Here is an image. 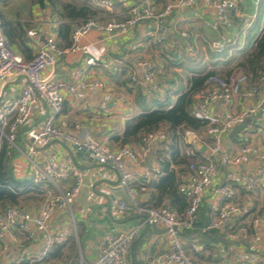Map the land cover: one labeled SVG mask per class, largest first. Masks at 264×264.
<instances>
[{
  "label": "crops",
  "instance_id": "obj_1",
  "mask_svg": "<svg viewBox=\"0 0 264 264\" xmlns=\"http://www.w3.org/2000/svg\"><path fill=\"white\" fill-rule=\"evenodd\" d=\"M63 1L77 6L90 5L87 0ZM112 1L114 9L112 13H106L107 18L123 20L128 8L140 0ZM234 1L242 19L238 18L235 12H231L217 30L206 25V23H214L216 17L213 10L204 5L203 0H195L190 8L174 10L169 16L157 22L141 23L126 36H109L104 32L92 30L81 39L79 45H94L95 49L103 53V59H118L121 63L120 68L117 72L102 69L99 66L100 61L96 66L90 67L86 78L97 79L98 89L81 92L76 99L62 93L63 109L56 124L66 131L80 129L96 144L117 149L119 145L112 139L123 134L124 125L128 119L145 111L159 110V107L166 104H168L166 108L170 109L177 97L189 89L192 78H201L208 73L226 76L244 57L252 53L256 40L264 29V0ZM169 2L172 0H151V5L157 12L163 10ZM1 4H3L2 0H0ZM15 4L11 6L12 8L9 5L0 7V11L8 21L29 26L28 31L37 32L35 38L30 39L26 35L23 41L19 40L20 47L13 46L15 52L27 60L39 50L46 37L55 34L58 19L49 7L42 9L39 6H33L29 0H21L20 3ZM259 16H261L262 24L259 27V34L255 37L253 32ZM155 30L156 34L162 37L161 42L146 37L147 31ZM183 33L188 36H184ZM222 43L224 50L219 51L217 45ZM90 55L83 52L68 53L59 59L52 70L48 69L45 75L50 74L53 80L71 83L73 70L84 65V60ZM140 59L158 64L159 69L154 85L140 83V72L136 65ZM132 75L136 77V82L132 81ZM21 85V78L5 83L0 82V108L18 96ZM249 90L250 88L245 86L230 109L218 102L213 104L209 111L223 118L229 111L237 112L255 105L257 98L250 97ZM46 115V111L41 106L36 107L30 121L20 128L21 141L17 143L24 154L13 150L8 157L13 175L16 178L28 180L29 159L43 166L50 161L55 165H73L79 169L82 172V187L71 206L70 213L60 215L54 212L52 215L54 228H64L67 232L69 236L67 245L54 248L44 261L36 264H96L99 257V242L110 229L125 233L134 228L139 229V237L127 256L128 264H148L145 260L147 256L165 251L166 241L161 230L147 223L144 215L126 214L117 217L113 213L112 204L115 200L128 201L125 190L119 185V176L114 168L98 165L90 156H78L73 153L74 159H72L66 149L68 147L72 150V146H63L54 140L42 141L32 153L26 150V131L38 127ZM154 138L155 136L149 141L153 158L146 168L147 156L139 164L126 163L128 171L135 176L131 187L136 190L143 203L148 202L145 185L160 176V169L148 180H143L140 175L149 168H155V150L161 149L167 152L169 149L168 144L156 145ZM263 139L264 107H260L258 114L251 117V122L243 130H240L233 138H231L230 130L223 136L222 142L227 151L234 152L240 145L247 143L257 144L264 149ZM199 146L200 149L203 147L207 149L210 146V140L200 143ZM133 150L140 151L141 148L134 147ZM262 167L264 163L250 157L238 166L219 168L214 174L215 188L221 184L234 188L240 213L221 229L224 231L226 241L225 245L220 244L222 251L212 246L202 254L201 258L194 257L192 252L188 251L195 264H234L239 257L244 258L248 264H264V231L252 226V216L264 211V187H260L255 195L249 194L244 187L247 178L259 174ZM172 169L176 173L179 186L182 190L185 189L189 173L184 166L173 164ZM180 170L185 172L179 173ZM71 182L61 183L60 186L65 189ZM109 196L114 198L110 207L107 201ZM212 196L211 192L208 193L201 205L209 208L210 217L213 215ZM39 207L40 204L25 210L36 216ZM73 224L76 227L75 230ZM27 227L36 234L37 240L29 242L22 236V247L26 248L28 254H33L39 250L42 238L31 223H28ZM229 235H235V237H229ZM190 241L198 244L195 239ZM20 250L18 246L0 241V264L18 262L21 258ZM201 250L204 249L199 245L198 251ZM212 250L214 252L211 257ZM214 254L217 256L214 257Z\"/></svg>",
  "mask_w": 264,
  "mask_h": 264
},
{
  "label": "built area",
  "instance_id": "obj_2",
  "mask_svg": "<svg viewBox=\"0 0 264 264\" xmlns=\"http://www.w3.org/2000/svg\"><path fill=\"white\" fill-rule=\"evenodd\" d=\"M87 1L93 8L105 13L110 14L114 9L112 0ZM194 2L195 0H172L163 10L156 12L151 5V0H140L128 8L123 20L100 17L88 19L75 26L70 36L71 44L67 49L58 47L56 34L46 37L45 42L29 60H25L16 53L7 41L0 20V82L5 83L15 78L22 80L18 96L0 108V145L3 140L7 142V157L11 156L13 150L24 154L17 143V133L30 121L36 107L41 106L47 115L38 127L26 131V150L29 153L34 152V149L46 139L59 141L64 145L75 147L76 151L89 153L98 165L114 168L119 176V185L125 190L128 201L115 200L112 204L113 213L117 217L126 214L144 215L147 223L161 230L166 241L165 251L145 258L148 264H195L187 254V248L190 247L196 252L199 250V245L196 242L184 241L182 234L193 229L197 210L208 193L211 192L213 195V215L203 232L223 229L235 215L240 213L234 188L227 184H221L215 188L213 176L219 168L238 166L250 157L264 163V149L257 144H243L231 152L226 150L222 142L223 136L234 126L258 114L264 103V73L259 75L257 84L250 88L248 93L250 97L257 98V103L237 112L229 111L223 118L213 115L209 108L218 102L228 109L231 108L234 99L241 94L248 80L242 71L235 69L227 77L210 75L204 83L205 89L194 95L195 106L192 115L206 122V126L200 132L187 130L182 135V152L189 161L190 172L186 182L189 206L183 214H178L170 208L146 207L136 190L131 187L135 176L128 171L126 163H141L151 152L150 145L141 148L140 151H135L128 146L109 149L93 142L90 136L80 129L66 131L56 122L63 109L62 93L76 99L81 92L98 89L97 79L86 78L90 67L96 66L100 61L99 66L102 69L117 72L120 68L121 63L118 59H103V53L95 49L94 45L80 46L82 38L92 30L104 32L109 36H126L139 24L148 21L157 22L169 16L174 10L192 7ZM203 2L215 14L216 21L212 24L206 23L214 30L225 22L231 12H235L236 16L242 19L234 0H203ZM145 35L156 42L162 41V37L156 34V30L147 31ZM183 35L188 36L186 33ZM36 36L35 30L27 31L28 38L32 39ZM217 49L223 51L224 44L217 45ZM75 52L91 55L84 60V65L73 70L71 83L53 80L50 74L45 75L48 69L52 70L56 66L60 58ZM136 65L140 72V83L154 85L159 69L158 64L140 59ZM132 81L136 82L134 75H132ZM157 138L158 136H155L154 139ZM206 140H210V146L207 147L210 151L209 156L202 152L199 146ZM28 163L30 188L41 192L43 198L38 214L33 216L25 209L14 207L0 212V241L8 242L21 249V258L15 264L40 263L47 258L51 250L67 245L69 236L64 228H54L52 215L54 212L60 215L70 213L71 206L82 187V172L73 165L60 166L47 161L43 166L33 159H29ZM159 169L156 163L154 169H147L140 177L148 180ZM69 182L71 184L67 188H61V183ZM244 187L249 194H257L258 189L264 187V167L259 174L247 178ZM28 223L34 226L42 238L39 250L33 254H28L26 248L22 247V236L29 242L37 240L36 234L28 229ZM73 226L75 230L76 227L74 224ZM252 226L264 231V211L252 216ZM138 237V228L126 233L110 229L99 242V257L96 264H128L127 256ZM229 237H235V235H229ZM218 248L221 251L223 249L221 245ZM216 256L217 254H214V257ZM234 264H248V262L239 257Z\"/></svg>",
  "mask_w": 264,
  "mask_h": 264
},
{
  "label": "trees",
  "instance_id": "obj_3",
  "mask_svg": "<svg viewBox=\"0 0 264 264\" xmlns=\"http://www.w3.org/2000/svg\"><path fill=\"white\" fill-rule=\"evenodd\" d=\"M29 1L33 6H39L42 9L49 7L58 19L55 34L57 45L61 49L69 48L71 32L75 26L92 18L109 19L105 12L90 5L77 6L63 0ZM0 20L7 41L12 46L17 45L20 47L19 40L23 41V38L26 37L29 26L8 21L1 11ZM235 69L242 71L247 76L246 86L248 88H252L257 84L259 75L264 73V29L256 40L252 53L244 57ZM234 70L222 77L229 76ZM210 75L218 74L208 73L201 78H192L189 82V89L177 97L170 109L166 108L168 107V104H166L159 107V110L145 111L128 119L125 122L123 134L112 139V141L118 143L119 147L128 146L133 149L134 147L143 148L151 145L149 142L151 138L160 135L155 140V144L160 146L169 145L167 152L161 149L155 150L160 176L145 185L148 194V202L144 203L146 207L170 208L177 211L178 214H183L189 206L188 191L186 188L182 190L179 186L172 165L184 166L190 174L188 170L189 161L182 152V135L187 130L200 132L206 126V122L198 120L192 115V110L195 106L194 95L205 89L204 83ZM16 140L21 141L19 131ZM262 146L264 148V139L262 140ZM7 151L8 144L3 140L0 145V212L13 207L29 209L32 206H38L43 199L42 193L31 189L29 180L19 179L13 175L10 160L6 155ZM185 170H180L179 173H184ZM209 214L210 210L207 206L199 207L193 229L182 234L184 241L189 243L190 240L195 239L204 249L195 252L188 247L187 254L190 251L194 257L201 258L202 254L209 248L211 249L212 246L217 248V245L226 244L224 231L203 232L211 219ZM213 252L212 250L211 257Z\"/></svg>",
  "mask_w": 264,
  "mask_h": 264
},
{
  "label": "water",
  "instance_id": "obj_4",
  "mask_svg": "<svg viewBox=\"0 0 264 264\" xmlns=\"http://www.w3.org/2000/svg\"><path fill=\"white\" fill-rule=\"evenodd\" d=\"M264 107V103L261 105V108ZM251 122V118L249 119H246L243 123L239 124V125H236L232 128L231 130V138L234 137V135H236L240 130H243L249 123ZM57 143H60L64 146V144L62 142H59V141H55ZM66 149L68 150L69 152V155L72 157V159H74L73 157V153L77 154L78 156H90L89 153H85L84 151H76V148L75 147H72V150H70L68 147H66ZM201 151L202 152H205V154L207 156L210 155V151L207 150L206 148H201ZM91 157V156H90ZM153 158V154L152 153H149L147 154V160H146V165H145V168L148 166V164H150V161L151 159ZM113 197L112 196H109L107 197V201H108V206L110 207L111 205V202L113 201Z\"/></svg>",
  "mask_w": 264,
  "mask_h": 264
},
{
  "label": "rangeland",
  "instance_id": "obj_5",
  "mask_svg": "<svg viewBox=\"0 0 264 264\" xmlns=\"http://www.w3.org/2000/svg\"><path fill=\"white\" fill-rule=\"evenodd\" d=\"M20 1L21 0H19V1H14V0H2V2H3V4H1L0 5V7H6V6H12V5H14L15 3V5H17V3H20ZM12 8V7H11ZM7 12H10V10H7ZM12 13V12H11ZM261 24H262V19H261V16H259V19H258V21H257V23H256V26H255V29H254V32H253V36L255 35V37H257V35L259 34V30H260V26H261ZM251 37H252V35H251ZM226 52V51H225ZM235 100V99H234ZM234 102V101H233ZM232 106H233V104H232ZM244 143V142H243ZM205 261H208V260H205Z\"/></svg>",
  "mask_w": 264,
  "mask_h": 264
}]
</instances>
